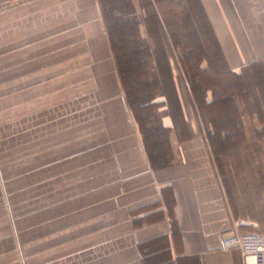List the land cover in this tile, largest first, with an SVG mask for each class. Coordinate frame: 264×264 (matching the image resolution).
Masks as SVG:
<instances>
[{
    "label": "crops",
    "instance_id": "obj_1",
    "mask_svg": "<svg viewBox=\"0 0 264 264\" xmlns=\"http://www.w3.org/2000/svg\"><path fill=\"white\" fill-rule=\"evenodd\" d=\"M200 1L229 66L264 62V0ZM38 20L34 34L47 50L18 58L3 84L25 93V108L16 104L13 111L14 119L20 112L25 120L24 129L14 130L25 133V157L0 159L3 173L12 169L1 175L30 261L245 264L240 251H225L221 242L234 231H264V172L243 174L248 183L237 192V218L188 93L182 94L192 137L179 138L163 113L173 156L154 168L127 103L100 1L52 0ZM50 83L61 85L49 101L45 86L31 89ZM1 199L0 192L1 239L9 241L0 261L15 250L5 249L13 239ZM155 240L154 252L143 254L141 247Z\"/></svg>",
    "mask_w": 264,
    "mask_h": 264
},
{
    "label": "trees",
    "instance_id": "obj_2",
    "mask_svg": "<svg viewBox=\"0 0 264 264\" xmlns=\"http://www.w3.org/2000/svg\"><path fill=\"white\" fill-rule=\"evenodd\" d=\"M99 1L127 103L151 165H168L173 156L172 129L165 126L163 113L171 117L179 138L192 137L185 89L234 213L241 217L236 172L263 166L264 63L229 66L200 0ZM156 242L143 245L142 253H153Z\"/></svg>",
    "mask_w": 264,
    "mask_h": 264
},
{
    "label": "rangeland",
    "instance_id": "obj_3",
    "mask_svg": "<svg viewBox=\"0 0 264 264\" xmlns=\"http://www.w3.org/2000/svg\"><path fill=\"white\" fill-rule=\"evenodd\" d=\"M51 1L52 0H0V159L3 160H7L14 156H20L15 158H24L25 148L22 147L26 144L25 133L18 134L21 132L18 131V133H16L14 131L17 129H24L25 120L24 118H21L20 112L18 113L19 119H14L13 116L16 104L19 110L25 108L23 101L25 93L16 94V92H13L11 87L12 82L6 85L3 84L10 80L12 72H16V68H10V66L15 64L18 61V58L23 60L22 58H25L26 55L32 57L33 53L36 51L34 49L37 47L41 49L39 52L41 56H43V53L47 50V47L41 45L43 43H41V38L35 37L34 32L35 29H38L39 25H41L38 18L42 15V9ZM21 69L25 68L22 67ZM72 72L73 73L69 74V76L74 78L78 73V69H74ZM66 81V84H62L63 86L69 85V81ZM41 84L43 83L41 82ZM47 85L48 84L40 85L39 87L33 85V88L31 89L37 90L42 88V86H45L44 93L47 97V101L55 99L61 83H50L48 86ZM185 91L186 90L183 89V93H188ZM13 94L15 95L12 96ZM26 95H29V91ZM38 97V102L41 103V94ZM21 101L23 102L22 104H20ZM11 119L12 124L10 121ZM16 121H18V123H15ZM16 134H18L17 137ZM12 150H14V152H10ZM259 159L262 160L263 166H259L258 171L264 172V152L259 155ZM10 167L11 166H9L4 172L5 174L12 172ZM251 172V169L248 167L239 169L236 172V187L239 192L241 187L248 183L245 179V175H249ZM1 173L4 174L2 168L0 169L1 201L5 206V216L8 223L7 231H9L10 228V233L13 239L11 246H7L5 249L12 251L15 248V250H13L15 255L9 253L8 256L2 257L0 264H5L15 259H17L16 264H42L41 258L30 261V255L24 250L19 234L21 223L19 222L17 224L15 213L12 209L13 203L8 184L2 178ZM1 220L2 219H0V221ZM22 224L26 225V223ZM5 231L6 230L3 228H0V248L9 241V239H1V236L4 235Z\"/></svg>",
    "mask_w": 264,
    "mask_h": 264
},
{
    "label": "built area",
    "instance_id": "obj_4",
    "mask_svg": "<svg viewBox=\"0 0 264 264\" xmlns=\"http://www.w3.org/2000/svg\"><path fill=\"white\" fill-rule=\"evenodd\" d=\"M221 246L225 251H240L245 264H264V231H234L223 238Z\"/></svg>",
    "mask_w": 264,
    "mask_h": 264
},
{
    "label": "bare ground",
    "instance_id": "obj_5",
    "mask_svg": "<svg viewBox=\"0 0 264 264\" xmlns=\"http://www.w3.org/2000/svg\"><path fill=\"white\" fill-rule=\"evenodd\" d=\"M251 264H253L252 262H250Z\"/></svg>",
    "mask_w": 264,
    "mask_h": 264
}]
</instances>
